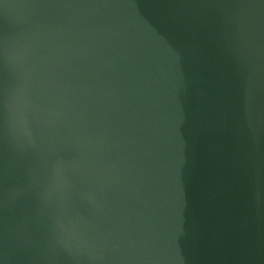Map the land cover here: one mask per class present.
<instances>
[{
	"label": "water",
	"instance_id": "water-1",
	"mask_svg": "<svg viewBox=\"0 0 264 264\" xmlns=\"http://www.w3.org/2000/svg\"><path fill=\"white\" fill-rule=\"evenodd\" d=\"M0 264H264V0H0Z\"/></svg>",
	"mask_w": 264,
	"mask_h": 264
}]
</instances>
